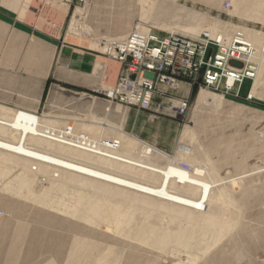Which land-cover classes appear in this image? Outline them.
Wrapping results in <instances>:
<instances>
[{
    "label": "rangeland",
    "instance_id": "obj_1",
    "mask_svg": "<svg viewBox=\"0 0 264 264\" xmlns=\"http://www.w3.org/2000/svg\"><path fill=\"white\" fill-rule=\"evenodd\" d=\"M55 1L68 7L63 18L51 10ZM147 2L0 0V106L27 110L54 120L57 129L92 123L121 128L139 142L173 157L174 163L187 170L188 164L203 165L202 153L184 156L177 152L183 129L192 130L201 152L206 153L221 181L219 189L224 188L229 195L232 205L221 193L215 198L228 214L215 220L206 235L196 227V247L189 253L162 251L85 226L75 221V217L25 200L24 195L9 193L3 187L19 173L14 171L0 180V264L10 259L5 251L18 244L19 230L22 248L16 264H43L50 257L62 264L74 240L84 238L87 258L95 251V259H100L101 264H264V80L254 91H250L252 80L249 79L243 80L235 90H214L206 88L200 72L195 79H179L175 90L160 89L149 110L125 109L108 102L107 91L116 82L119 65L108 59L102 49L104 39L139 30L147 35L173 34L201 43V39L173 30L189 31L193 35L210 30L225 39L233 36L235 28L264 35V0H152L146 8ZM76 10L81 15H75L76 32L70 34ZM53 48L55 52L51 55ZM63 48L92 60L93 78L89 76V79H100L101 87L83 88L55 80V71L65 61L61 59ZM213 48L208 50V56H214L217 49ZM243 60L247 61L244 56ZM96 65L102 66V71H95ZM260 65L258 72L262 62ZM71 67L77 68L78 62L73 61ZM40 84L42 96L37 111L18 104L21 98L32 97ZM203 91L223 95V103L197 108L196 99ZM5 98L13 101L6 102ZM181 102L187 103L182 117L176 110ZM132 110L147 113L148 122H139V127H143L140 137L128 131ZM90 138L99 141L102 136ZM122 140L120 135H113L109 142L117 144ZM130 157L136 160L138 155L130 153ZM161 216L155 213L149 223L171 227ZM223 230L228 231L227 235L214 246L213 234ZM207 247L209 251L202 255Z\"/></svg>",
    "mask_w": 264,
    "mask_h": 264
},
{
    "label": "bare ground",
    "instance_id": "obj_2",
    "mask_svg": "<svg viewBox=\"0 0 264 264\" xmlns=\"http://www.w3.org/2000/svg\"><path fill=\"white\" fill-rule=\"evenodd\" d=\"M76 14L81 15L80 11H75L70 34L76 32ZM233 30V36L228 39L219 33L205 32L202 43L218 46L223 52H228L234 43H241L245 51L243 56L247 60L242 61L255 67L250 84V91H254L258 89L256 85L262 84L264 80V68L258 72L261 62L264 66V35L253 31L249 34L243 28ZM135 33L141 39L155 36L147 35L143 30ZM126 35L104 39L106 44L102 47L105 56L119 65L118 77L122 64L113 60L112 53L108 51L113 47L112 42ZM168 36L171 35L155 37L165 40ZM118 77L107 91L109 95H113L116 90ZM142 81L140 77L138 83ZM178 83L159 86L157 92L150 94L148 108L162 89L175 90ZM232 84V78H228L227 85ZM221 100L220 94L211 91H203L197 97L199 104L220 105ZM108 102L119 104L125 109L143 110L127 103ZM180 105L182 102L177 107ZM67 129H57L48 118L0 106V180L8 178L14 171L19 172L4 183L3 189L14 195H24L23 198L27 197L25 200L29 199L55 212L75 217L91 227L162 251H165L163 247L151 242L154 230L150 228L154 224L149 221L153 213L162 212L177 221L194 224L198 219L216 220L226 216L224 207L215 200L220 193L232 205L225 189H219L221 181L203 154V165L187 163V170L174 163L173 157L128 138L124 137L117 145L109 142V138L101 143L100 140H92L90 133L89 137L85 135L82 128L78 129L81 132L73 127ZM183 130L180 137L182 143L177 148L178 155L201 154L192 131L187 128ZM183 143H189V146ZM130 153L137 154L138 158L135 160L130 157ZM138 214H145L144 222L138 218ZM232 224L234 226V222ZM148 231H151L150 235ZM227 232L217 237L215 245Z\"/></svg>",
    "mask_w": 264,
    "mask_h": 264
},
{
    "label": "built area",
    "instance_id": "obj_3",
    "mask_svg": "<svg viewBox=\"0 0 264 264\" xmlns=\"http://www.w3.org/2000/svg\"><path fill=\"white\" fill-rule=\"evenodd\" d=\"M137 35L132 32L123 40L116 39L108 51L112 53L113 60L122 64L116 90L113 95H107L110 101L149 110L150 94L157 92L159 86L173 85L181 78L195 79L202 72L206 88L230 91L243 80H252L254 75V65L242 61L245 51L241 43H234L228 52H223L218 46L177 35L168 36L165 40L152 35L141 39ZM213 47L217 49L214 56H208V50H213ZM140 77L143 78L142 83H138ZM228 78L233 80L231 86L227 85ZM176 110L180 117L184 116L187 103L182 102Z\"/></svg>",
    "mask_w": 264,
    "mask_h": 264
},
{
    "label": "crops",
    "instance_id": "obj_4",
    "mask_svg": "<svg viewBox=\"0 0 264 264\" xmlns=\"http://www.w3.org/2000/svg\"><path fill=\"white\" fill-rule=\"evenodd\" d=\"M147 1H148L147 3H144V7H146V8H148L152 4V3H149V2H152V0H147ZM67 8H68L67 5L55 1L53 6L51 7V10L54 11L55 15L58 18H63L65 16V14L67 13ZM173 31L178 32V33H182L183 35H186L190 38H196V39H201L203 36V33H205V32L211 33L210 30L201 31L199 33V35H193V33L189 32V31H185V32L178 31V30H173ZM54 49L55 48L52 49L51 55H53V53L55 52ZM61 59L65 60V61L61 62L60 68H58L55 71V73H54L55 77H56L55 80L61 81V82H66V83L67 82L72 83L74 86L83 87V88L86 86H91V87H95V88L101 87L100 79H98V78H95V80L89 79L92 76V70L90 68V66H91L90 62L92 60L89 57H85V56H81V55L71 53L68 48H63V50L61 51ZM73 61H74V63L78 62L77 68H74V67L70 68V65H71V63H73ZM262 68H264L263 65H262ZM102 69H103L102 66L96 65L95 71H102ZM86 73L88 74V78H87ZM91 78H93V77H91ZM37 88H38L37 92H35L32 97H26V98L24 97L23 99L21 98L18 104L29 106L31 108L29 110H31V111H37V109L39 107L40 100H41V96H42L41 92H40L41 88H42L41 84ZM221 96H222V100L220 102V105L223 103V100H224V96L223 95H221ZM4 100L5 101L7 100L6 102L13 101V100H9V98H5ZM208 105H213V104H199V103H197V99H196L197 108H203V107L208 106ZM220 105H215V106H220ZM108 106L109 105H107L105 109H107ZM109 108H110L109 109V111H110L112 108L111 107H109ZM8 109H10V108H8ZM17 110H22V111H26V112H29V113L34 114V115H38L36 113L30 112L27 110H23V109H17ZM131 112L132 113H129L128 131H129V133L135 134L137 137H140L141 132H142L141 130L143 129V127H139V122L142 121L143 124H146L148 122V120L146 118L147 113L136 111V110H132ZM38 116L45 118L44 116H41V115H38ZM49 120L52 123H54V120H51V119H49ZM70 127H73L74 130H78L79 128H82L81 130H84V133H86V134L90 133L92 135L91 136L92 138H97V136L100 134L102 136V138H100L101 143L103 140H105V138H109V140H111V137L113 135H120V137L123 139L125 137V138H128L135 143H140L144 146H150L148 144L139 142L138 140H136L132 136L126 134L125 132H123V130L121 128H109V127L103 126L102 124H97V123L74 124V125H70L68 128H70ZM192 134L194 136L193 132H192ZM194 138H195V136H194ZM114 143H116V142H114ZM197 144L201 150L200 144L198 142H197ZM150 147H152V146H150ZM154 149H156V148H154ZM159 152H161V151H159ZM161 153H163V152H161ZM202 154L205 157V159L207 160V162L209 163L212 170L214 171L215 176L217 177V174L215 172V168L212 164H210L209 159L206 156V153L202 152ZM217 179H218V177H217ZM226 193H227V191H226ZM227 195H228V193H227ZM228 197H229V195H228ZM159 213L162 215L161 216L162 218L169 221V223L171 224V227L162 228L159 226V224H157V225L154 224L152 226V229L150 228V230H154L152 232V237H151L152 241L151 242L152 243L155 242V246L163 247L165 249V251H172V252L178 251V252L189 253L191 250H193L196 247L195 242H194L195 235H196L195 228L200 227L206 235V233L210 232V230L213 228V227H211V225L214 226V221H215L213 219H211V220L205 219V221H202V220L200 221V219H198L197 223L193 224L190 222L187 223L185 221H177L171 215H167V214H164L162 212H159ZM154 214L155 213L152 214V217L154 216ZM226 214H228V213H226ZM151 218H150V220H151ZM145 219H146L145 214H143L142 215V221L144 222ZM75 221H77L78 223H81L85 226L87 225L85 222H83L81 220L77 219ZM87 226H89V225H87ZM226 231L227 230H223V231L217 232V234L216 233L213 234L214 246H215V241H216L217 237L221 234H225ZM150 232L151 231H148L149 235H150ZM16 236L19 237V238H16V242L18 244H13V246L10 249H7L5 251L7 257L10 258V259L6 260L5 264H16V262H17L16 261L18 258L17 254H19V252L21 251V248H22V246H21V240H22L21 239V230L16 232ZM12 242H14V241H12ZM151 247H153V246H151ZM208 251H209V248L208 247L205 248L202 251V255L206 254ZM66 253L67 254L65 256V260L62 262V264H101L100 259H98V260L95 259L96 258L95 251H93L92 254L89 256V258H87V243H86L85 238L81 239L80 241L74 240L70 249ZM43 264H58V263L54 259H51V257H50L49 260H46ZM105 264H112V263L107 262ZM113 264H116V263H113Z\"/></svg>",
    "mask_w": 264,
    "mask_h": 264
}]
</instances>
